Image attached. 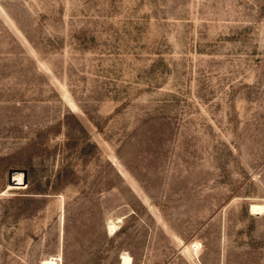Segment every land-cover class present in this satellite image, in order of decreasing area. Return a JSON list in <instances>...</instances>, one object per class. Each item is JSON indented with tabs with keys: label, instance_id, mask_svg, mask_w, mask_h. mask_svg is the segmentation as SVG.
<instances>
[{
	"label": "rangeland",
	"instance_id": "rangeland-1",
	"mask_svg": "<svg viewBox=\"0 0 264 264\" xmlns=\"http://www.w3.org/2000/svg\"><path fill=\"white\" fill-rule=\"evenodd\" d=\"M252 202L264 0H0V264H264Z\"/></svg>",
	"mask_w": 264,
	"mask_h": 264
},
{
	"label": "bare ground",
	"instance_id": "bare-ground-1",
	"mask_svg": "<svg viewBox=\"0 0 264 264\" xmlns=\"http://www.w3.org/2000/svg\"><path fill=\"white\" fill-rule=\"evenodd\" d=\"M14 176L16 177L18 181H20L19 183H21V181L23 180V173L21 171H16L14 172ZM11 187L12 188H22V187H26V185L25 184L24 185L10 184L8 189H12ZM250 212L252 214H263L264 213V203L252 202L250 204ZM120 221H122L121 217L118 219V221L111 219L108 222V227H109L110 232L113 233L116 229H118L119 227L118 223H120ZM60 257H56V256L47 257L41 261H42V264H59V260L61 259ZM121 260H122L121 264H132L133 263V257L131 256V254L126 253V252L122 254Z\"/></svg>",
	"mask_w": 264,
	"mask_h": 264
},
{
	"label": "water",
	"instance_id": "water-1",
	"mask_svg": "<svg viewBox=\"0 0 264 264\" xmlns=\"http://www.w3.org/2000/svg\"><path fill=\"white\" fill-rule=\"evenodd\" d=\"M16 171H21L23 173V180L21 181V183H19L20 181H18L14 176V172ZM9 181L10 184H14V185H24V184L26 185L28 183V171L26 169H24V171L22 170L11 171Z\"/></svg>",
	"mask_w": 264,
	"mask_h": 264
}]
</instances>
